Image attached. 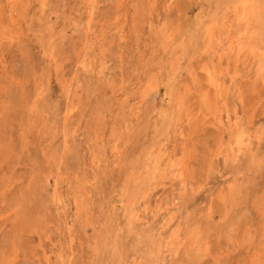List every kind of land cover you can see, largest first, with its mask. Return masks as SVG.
<instances>
[{
  "label": "rangeland",
  "instance_id": "374dc122",
  "mask_svg": "<svg viewBox=\"0 0 264 264\" xmlns=\"http://www.w3.org/2000/svg\"><path fill=\"white\" fill-rule=\"evenodd\" d=\"M0 264H264V0H0Z\"/></svg>",
  "mask_w": 264,
  "mask_h": 264
},
{
  "label": "bare ground",
  "instance_id": "6f19581e",
  "mask_svg": "<svg viewBox=\"0 0 264 264\" xmlns=\"http://www.w3.org/2000/svg\"><path fill=\"white\" fill-rule=\"evenodd\" d=\"M244 19V18H243ZM208 33V32H207ZM208 38V37H207ZM242 44V43H241ZM247 47V46H246ZM244 48V47H243ZM241 50V49H240ZM233 51V50H232ZM245 53V52H244ZM247 53V52H246ZM250 53V50H249ZM261 53V52H260ZM247 55V54H246ZM256 56V55H255ZM256 58V57H255ZM210 73V72H209ZM208 74V73H207ZM224 149V148H223ZM234 153V152H233Z\"/></svg>",
  "mask_w": 264,
  "mask_h": 264
}]
</instances>
